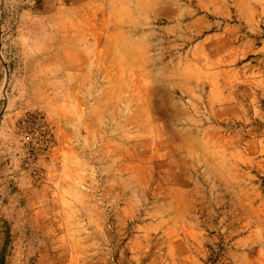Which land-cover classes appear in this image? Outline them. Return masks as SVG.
Segmentation results:
<instances>
[{
	"label": "rangeland",
	"instance_id": "rangeland-1",
	"mask_svg": "<svg viewBox=\"0 0 264 264\" xmlns=\"http://www.w3.org/2000/svg\"><path fill=\"white\" fill-rule=\"evenodd\" d=\"M0 264H264V0H0Z\"/></svg>",
	"mask_w": 264,
	"mask_h": 264
},
{
	"label": "built area",
	"instance_id": "built-area-1",
	"mask_svg": "<svg viewBox=\"0 0 264 264\" xmlns=\"http://www.w3.org/2000/svg\"><path fill=\"white\" fill-rule=\"evenodd\" d=\"M26 138H27V139H29V138H30V136H29V135H27V136H26Z\"/></svg>",
	"mask_w": 264,
	"mask_h": 264
}]
</instances>
